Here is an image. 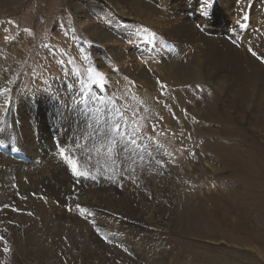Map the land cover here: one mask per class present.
I'll use <instances>...</instances> for the list:
<instances>
[{"label": "rangeland", "instance_id": "1", "mask_svg": "<svg viewBox=\"0 0 264 264\" xmlns=\"http://www.w3.org/2000/svg\"><path fill=\"white\" fill-rule=\"evenodd\" d=\"M21 1L5 5L16 14L0 17L17 27L1 43L21 35L30 44L18 54L0 48V77H7L0 89V264H264V108L237 92L222 101L207 81L217 50L264 54V0H219L222 17L248 34L232 47L230 33L216 32L222 23L210 25L206 44L207 35L190 32L205 34L186 13L180 18L189 0H151L160 9L155 29L128 16L144 53L121 52L104 69L84 50L96 44L78 24V7H90L84 0ZM172 64L202 78L187 75L189 99L171 114L173 125L121 95L144 92L159 102ZM233 64L217 71L228 86ZM98 71L103 86L93 83ZM217 139L227 150L239 146L254 173L219 161L222 152L206 148Z\"/></svg>", "mask_w": 264, "mask_h": 264}, {"label": "bare ground", "instance_id": "2", "mask_svg": "<svg viewBox=\"0 0 264 264\" xmlns=\"http://www.w3.org/2000/svg\"><path fill=\"white\" fill-rule=\"evenodd\" d=\"M84 1L90 7H89V9L83 8V7H78V11H77L78 12V14H77L78 20H79L78 24L80 27L84 28V32L86 33V35H88V39L89 40L92 39V41L96 43L91 48H89V47H88V49L84 48V50H85V53H89L92 62L94 63V65H97V68L99 67L101 69H104L106 66V61L107 62L111 61V59L109 57H111L112 59H115V60L119 59V58L122 59L123 56H122L121 52H124V51L131 53V55L144 53L143 51L145 50V48H144L145 45L143 46L141 43L142 42L141 39H143V38H141L139 36L140 34L138 32L136 33L133 30L129 31L130 27H131V26L129 27V23L131 20H130V18H128V16H132V14L135 13L137 18L136 19L133 18L132 19L133 21H136V23H137V21H140L143 19L145 24L148 25L147 26L148 28L150 27V28L155 29L157 26L156 20L158 19L157 17H159L160 9L158 11L151 5L152 3L149 4L151 2V0H148V1L143 0L142 3L139 0H84ZM145 1H146V3H145ZM21 2H22L21 0L20 1L19 0H0V17H2L1 15L8 16V15H11L9 13H15V11H14L15 9H6L5 5L12 7V6H14V4L17 3L16 6H18ZM43 4H44L43 0L38 1L39 7L40 6L44 7ZM153 4L155 6L156 2ZM51 5L54 6V4H51ZM189 5H190L189 6L190 8H189V10H187V12H185L186 11L185 7L179 8V13H182V15H180L181 16L180 18H182L184 16L183 14L186 13L185 17L188 20H191V23L193 25L199 24L201 26V28L204 29L205 34H202V35L199 32L196 33L195 31L189 29L190 32H192L193 34H195V35L197 34L196 36L205 37L207 35L208 38H206L207 36L205 37L204 44L208 43L209 40H211L210 34H211V32H212V34L214 32V29H212V26H214L216 24L220 25L221 23L223 24L222 27H218V26L216 27V32L218 33V35L219 34L221 35L223 33H224L223 35H227L229 33L230 34L231 33L236 34V37L234 35L231 36L229 34L228 38L225 39V43L227 45H229L230 47L235 46V45L237 46L238 45L237 41H239L238 38H240V37H242V41L247 40V39L249 40L248 34L245 31V29H243V28L240 29V27H236L240 22V21L238 22L239 19L237 20L238 24L235 26V24L232 23V19L230 16L222 17L221 14L223 11V9H222L223 7L221 8L219 0H189ZM88 6H86V7H88ZM28 7H30L31 9H28L29 11L26 14L27 18H32L33 14H34L33 8L31 6H29V4H28ZM243 8H245V7H243ZM224 9L229 10L226 3L224 5ZM45 12L47 13V10H45ZM213 14H216L217 16H215V15L212 16ZM175 16H176V14H175ZM236 19H234V20L236 21ZM254 19H255V17H254ZM5 21L7 22V20H5ZM244 22H245V18L242 19L241 24L243 25ZM211 24H212V26L210 27ZM227 25H228V27L232 25V30H231V28H229V30L226 31ZM257 25H258V23H257ZM160 27L162 28V26H159V28ZM12 30H17L15 23H11L9 25H1L0 24V31L2 32V33L0 32L1 33L0 34V48H3V49L5 48L6 49L5 53H7V50H8L11 53L14 52L13 54H18V50H20V49H21L20 50L21 52L24 50L28 51L30 44L28 46L25 45L26 42L23 41V38L21 37V35H18V36L16 35L14 37L13 42L10 43L9 45H5V44L1 43V41L3 40V37L5 35L8 37L12 36ZM148 32H151V29ZM255 32H257V31H255ZM149 34H150V37L148 39H151L152 33H147V35H149ZM24 35H25V37L31 39L28 34H24ZM146 36H144V37H146ZM225 37H227V36H225ZM56 38L59 39L60 37H58L56 34H54V39H56ZM253 38H251V39H253ZM128 40L129 41L131 40L129 43L130 44L129 46L126 45V47H125L123 45L124 47L122 48L119 45V42L120 43L122 41L128 42ZM59 43L60 42L56 43V45L54 46L55 48L57 47L56 50L58 48H60ZM229 50H231V49H229ZM221 51H223V50H221ZM221 51L217 50L216 54L213 53L214 55H212L214 59H218V60L212 66L214 68V71L211 70L210 80H207L208 83H210L211 85H213L215 87V89L213 88V90L219 96L218 98H220V100L223 101V100H225L224 93H226L228 91L237 92L238 96L240 98H242V100L244 98L246 101V99L248 98V99H250L251 103L256 102L255 103L256 105L258 103H260V104H262V106L264 108V54L248 55V53L244 52V54L239 55L240 51L236 50V51H232L230 53L231 55H229L227 53H222ZM211 52H213V51H211ZM225 52H227V51H225ZM258 52H259V50H258ZM19 54H20V52H19ZM126 54H128V53H126ZM103 58L104 59L108 58V59L107 60H101ZM170 59H171V61L173 60L172 58H170ZM12 62L14 63V65H17V59L15 56H14V58L12 57ZM230 63H234L233 66H231L232 70H234V72H233L234 78L232 80V83L228 86L225 84V81H223L222 78L219 76V73H217V71L219 70V71H226L227 72L228 66ZM176 68L177 67L175 64H172V67L168 68V72L170 74V76L168 77L169 81H166V78H164L162 80L158 78V80H161V82H163V84L167 85V87H162L160 84V87L163 89H162V93H161L162 97L161 98L159 97V99H160L159 102H156V103L153 102V104H151V102L148 101L151 99L149 97V94L144 93V92H142V93L135 92V91L131 92V91L123 89V90H121L122 93L121 92L120 93L125 98L124 100H125L126 104H128L130 107H138L141 109H145L148 112L153 110L155 113H158V115L160 116V120H162L163 116L165 118L168 117L170 119L172 113L177 114V113L181 112L183 110V108H186V106H187L186 100L189 99L188 98L189 90L182 85L183 84L187 85L189 83H192L191 81H187L190 79V77L193 79L192 80L193 82H198V81L202 80V78L199 76V74L197 72L187 73V75H189L190 77H188L187 75H184L185 73L183 74L184 75L183 76L178 70H175ZM44 75H46V74H44ZM41 76H43V75H41ZM4 78H7V77H0V89H2V87L4 86ZM164 81H165V83H164ZM109 82H110V80H109ZM185 82H187V83H185ZM200 92H201V90H200ZM211 96H213V95H211ZM215 100H217V99H215ZM237 104H238V101L235 103L233 102L234 109L237 107ZM199 105H198L197 109L199 108ZM194 108H195V106H194ZM166 112H168L169 114H167ZM194 113H196V112H194ZM151 117H152V115H151ZM170 123L173 125V121L171 119H170ZM241 133H243V132H240L239 134H241ZM177 135H179V138H180L182 134L180 135V133H177ZM224 140L229 141V137H227ZM188 141L185 137H181V140H180L181 143H185ZM207 145H208V147H206V148H211V149L215 148V149H218L222 152L223 155L220 157L219 161H221V158H224L225 160L229 161V164L237 165L236 167L240 171V173L241 172L242 173L243 172L244 173H248V172L254 173L252 162L250 160H246L244 152L239 146L237 148H231V149L227 150L228 147H227L226 143L221 142V139H217L216 141L211 140V142L208 143ZM82 201L83 200H81V202ZM87 203H89V200L86 201V204ZM89 205H93V202L91 204L89 203ZM241 222L243 223V221H241Z\"/></svg>", "mask_w": 264, "mask_h": 264}, {"label": "snow or ice", "instance_id": "3", "mask_svg": "<svg viewBox=\"0 0 264 264\" xmlns=\"http://www.w3.org/2000/svg\"><path fill=\"white\" fill-rule=\"evenodd\" d=\"M253 55H256L255 52L252 53ZM93 70H90V72H92ZM97 79H95L93 81L94 84H100L101 86H103V83H104V77H103V73H99V72H96L95 73ZM161 84L162 87H167V85L163 84V82H159ZM117 131H119V129L117 128ZM77 207L79 208L80 206L77 205ZM0 239H3V237H0ZM7 251V249H6Z\"/></svg>", "mask_w": 264, "mask_h": 264}]
</instances>
